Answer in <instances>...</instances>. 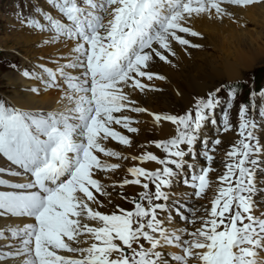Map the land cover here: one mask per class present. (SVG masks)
<instances>
[{"label":"snow or ice","instance_id":"1","mask_svg":"<svg viewBox=\"0 0 264 264\" xmlns=\"http://www.w3.org/2000/svg\"><path fill=\"white\" fill-rule=\"evenodd\" d=\"M32 4L15 19L55 51L10 67L58 90L61 107L0 97V264H264V88L239 104L235 125L238 86L226 100L223 86L194 97L183 114L135 98L163 91L155 82L168 77L152 69L178 67L174 45L188 56L205 47L190 39H205L198 21L246 28L242 13L264 0ZM146 123L174 132L137 143Z\"/></svg>","mask_w":264,"mask_h":264},{"label":"bare ground","instance_id":"2","mask_svg":"<svg viewBox=\"0 0 264 264\" xmlns=\"http://www.w3.org/2000/svg\"><path fill=\"white\" fill-rule=\"evenodd\" d=\"M242 17H243V22L247 23L246 28H248V25L256 24V23H260V25L264 27V7L256 6L249 8L242 13ZM233 26L235 25H231L230 23L227 24V26H225L207 20L198 21L195 25L196 30L201 31L204 34L205 39L211 40L210 42L211 47L212 49H214L215 54H208V52H204V51L202 52V50L189 49L188 51L191 53V55L188 56L180 48V46L174 45L175 50L177 51L180 57L179 60H174V63H176L178 67L173 68L170 65H165L163 62H159V61L153 67L152 69L153 71L168 77L167 81H156L155 84L158 87H160V85L165 84V82H167L170 86L169 89H171L173 92L172 94H174L175 97L183 100V102L174 103V104H181L187 106L191 102V100L188 98V94H191V92L188 91H194L196 93L202 94L206 90L208 83L202 82L201 84L200 82L197 81L196 77L199 78L201 76H205L206 78H208V79L202 78L203 80L205 79L210 80L211 78H214L213 80L218 78H223L225 81H231L242 76L240 72L238 75L236 71V66L238 64L241 63L246 68L250 66L249 63L253 62L252 60H254L253 55L250 54V56H248V59H246L243 48L245 44L252 43V35L254 36L257 33L251 32L249 30L240 32L239 30L240 28L238 26L237 28ZM19 32L22 33L23 31H19ZM24 33L27 36L22 34L20 36L22 38L9 37L8 40L15 45L33 46L34 43L37 42L39 38H40L39 40L43 39L42 36L39 37L38 35L36 36L33 33H31V35L27 34L26 32ZM190 39H193L194 42H198L202 44L204 43L202 42V40H198L197 38H190ZM43 49H45L46 53ZM41 50L42 51L40 52H33V51L31 52L25 51V52L27 54H32V53H34L35 55L46 54L45 56H49L55 51L53 48L50 47H45L42 48ZM64 51H67V49H65ZM198 60L200 61L199 63H197ZM33 61L35 62L36 60ZM22 62L29 65V63H27L28 62L27 60L25 61L23 60ZM48 66L54 67L51 64H49ZM184 68H186V70H184L185 71L184 75L183 74L179 75V71H181ZM206 73L211 74L212 77H208ZM5 75L6 76L4 78L6 80V83L8 82L7 85L11 93L7 98L12 99L13 102L17 103L18 105L23 107L40 108L45 110H55L61 107V105L59 104L61 93L56 92L57 90L54 91L48 90L47 92H45L43 91L42 86L38 84V82L33 80H28L27 82V80L23 79V77L17 72L14 74L7 73ZM177 79L182 80L183 85H176ZM28 85L41 87V93L37 95L35 93L26 91L27 88L25 87ZM177 91L180 92V95H177ZM201 94H196V95H201ZM135 98L138 99L142 104H144L145 106L149 107L154 111L159 112V109L161 108L160 103L157 102L158 98L156 93H149L147 96H141L137 94ZM149 127L153 129L155 132H157L159 134L158 137L160 138L167 136L172 130V126L168 124L164 125L162 132L159 130H155L150 123L141 125V129L142 128L147 129ZM210 130L213 131V129ZM208 135L210 134L208 133ZM229 138H230L229 134H225L223 136L224 140ZM136 139H137V143H144L145 142L144 132H142V134H140ZM117 147L119 148V146ZM124 151L125 152L131 151L132 153H138L139 151H141V149L134 147L131 150L124 149ZM216 166L218 167V165ZM148 167L153 168L154 165L150 164L148 165ZM132 191H133L132 187L127 189V192H132ZM3 243L5 242L0 241V244ZM173 251L175 250L173 249Z\"/></svg>","mask_w":264,"mask_h":264},{"label":"rangeland","instance_id":"3","mask_svg":"<svg viewBox=\"0 0 264 264\" xmlns=\"http://www.w3.org/2000/svg\"><path fill=\"white\" fill-rule=\"evenodd\" d=\"M0 1L2 3L3 0H0ZM27 9L31 13V9H33V8L27 6L24 9V11H26ZM2 14H3V10L0 7V20L2 18ZM231 25H233V24H231ZM233 27L237 28L236 25L233 26ZM239 28H240L239 29L240 32L249 30V31L257 33V34L254 35V36L252 35V43L251 44H245V46L243 48V50L245 52V58L248 59V56H250V54H252L254 60H252L253 62L249 63L250 66L247 67V68L241 63L236 66V71H237L238 75H239V72H240V74H242V76H240L237 79H235V81L241 80L244 76H246V74H248L249 72L254 70L256 72H261L259 74V75H261V76H259V81H262V83H264V27H262L260 25V23H256V24L248 25V28H246V29L242 28V27H239ZM17 32L18 33H14V31H13V33H10L8 35V33H5L3 29L0 30V49L11 50V51L13 50L18 55L17 57L16 56H12V55L8 56V57H10V63H9L10 65L15 64V65L18 66L19 63H20L19 56H22V58H21L22 61L23 60L25 61V60L31 59V58H33V60H34V58H36V57L38 58L40 56L48 57V56H45L46 54H36L35 55L34 53L27 54L25 52V51H29V52H31V51H33V52L42 51L41 50L42 48H38L37 47V45L41 42V40H39L40 38L37 40V42L34 43L33 46H29V45H27V46L15 45L12 42H10L8 40L9 37L10 38L11 37H20L22 34L27 36L24 32H22V33L19 32V31H17ZM38 36L40 37L41 35H38ZM20 38H22V37H20ZM254 39L255 40L258 39V40L255 41ZM202 42H204L203 44L205 45V47L202 49V52L204 51V52H208V54H215L214 49H212V47H211V43H210L211 40L204 39V40H202ZM43 50L45 51V49H43ZM45 53H46V51H45ZM188 58H190V57H188ZM33 60L31 62H34ZM27 61H29V60H27ZM199 62L200 61L198 60L197 63H199ZM6 69H7L6 67L0 65V92L8 94V90L9 89L5 88L7 86V84H8V82L6 83L5 82L6 80L4 78L6 76L5 74H7L6 73ZM257 69H259V70H257ZM184 70H186V68H184L181 71H179V75H182V74L184 75V73H185ZM10 74H14V73H10ZM206 75H208V77H212V75L209 74V73H206ZM196 78H197V81L200 82L201 84H202V82H207L208 83V85L206 87V90L202 93L201 96L206 95V93H205L206 91H210L211 89L215 88L216 86L227 82L223 78H218L219 80L218 79L213 80L214 78H211L210 80H206L208 78H206L205 76H201L199 78L196 77ZM202 78L203 79L206 78V79L203 80ZM176 82H177L176 85H183L182 80L177 79ZM169 87H170L169 84L167 82H165V84L160 85V88H162L163 91L159 92V93H156L157 98H158L157 102L160 103V106H161L159 111H161V112H165L166 111V112H170V113H173V114H180V112L182 110L185 111V109H184L185 105L174 104V103L183 102V100L180 99V98L175 97L174 94H172L173 92H172L171 89H169ZM188 92H191V94H189L190 97H193V95L197 96L196 94H201V93H196L194 91H188ZM238 100H239V98L236 100V102ZM143 130L144 129L142 128L141 134H142ZM209 136H211V135H209ZM144 139L156 140V139H158V137H157V135H156V133L154 131L151 133L150 129H146L144 131Z\"/></svg>","mask_w":264,"mask_h":264}]
</instances>
